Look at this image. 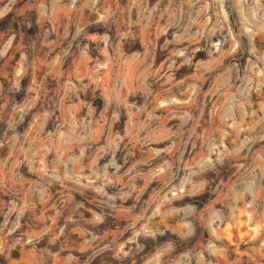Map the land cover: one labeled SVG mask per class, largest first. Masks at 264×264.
Here are the masks:
<instances>
[{
  "label": "clouds",
  "instance_id": "1",
  "mask_svg": "<svg viewBox=\"0 0 264 264\" xmlns=\"http://www.w3.org/2000/svg\"><path fill=\"white\" fill-rule=\"evenodd\" d=\"M0 264H264V0H0Z\"/></svg>",
  "mask_w": 264,
  "mask_h": 264
}]
</instances>
